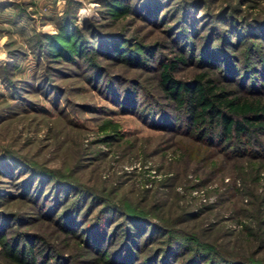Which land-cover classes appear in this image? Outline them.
<instances>
[{
	"label": "rangeland",
	"instance_id": "obj_1",
	"mask_svg": "<svg viewBox=\"0 0 264 264\" xmlns=\"http://www.w3.org/2000/svg\"><path fill=\"white\" fill-rule=\"evenodd\" d=\"M107 1L0 0V212L16 216L14 223L7 220L6 235L38 233L56 251L67 254V264H107L100 255L86 251L81 238L43 220L36 204L16 197L32 177L27 197L37 190L51 200L58 181L66 191L60 209L84 189L116 208L127 204L151 219L171 222L173 228L212 245L224 261L248 264L253 258L264 264V158H225L215 148L149 126L141 116L120 108L116 97L126 94L124 81H137L155 91L153 72L95 55L96 64L121 88L113 97L104 78L95 80L83 59L74 66L63 59L52 61L38 50L41 35L55 34L62 17L79 27L88 41H95L89 27L98 34H117L143 44L165 38L167 23L155 21L150 13L155 23L131 11L109 14ZM180 3H190L188 10L209 23L223 14L255 22L254 29L264 31V0H163L158 12L173 17V8ZM253 40L264 54V40ZM194 42L197 46L198 40ZM244 47L242 42L235 50L237 66L242 65ZM158 51L163 57L174 52ZM157 53L147 61V69L155 67ZM190 63L180 66L174 76L190 78L198 71ZM236 85L234 78L230 87ZM135 95L140 104V89ZM258 139L264 145V136ZM6 193L12 195L3 197ZM94 205L86 214L88 220L95 215ZM189 211L193 213L181 214ZM257 234L261 245L256 243ZM177 244L191 250L185 241ZM0 264L10 263L0 255Z\"/></svg>",
	"mask_w": 264,
	"mask_h": 264
},
{
	"label": "trees",
	"instance_id": "obj_2",
	"mask_svg": "<svg viewBox=\"0 0 264 264\" xmlns=\"http://www.w3.org/2000/svg\"><path fill=\"white\" fill-rule=\"evenodd\" d=\"M162 2L108 0L105 7L109 14L131 11L141 13L151 23H167L164 39L143 44L134 38H122L117 34H98L93 31V27H89L88 34L95 41H88L79 27L62 17L57 23L55 34L41 35L43 44L39 47L42 49L38 50H42L52 61L63 59L74 66L79 64L78 58L83 59L95 80L104 78V87L109 89L108 94L113 97L121 92V88L96 64L95 55L153 72L155 91L138 85L137 81H130L129 84L124 81L127 84L126 94L116 97L117 105L141 116L142 121L149 126L183 134L199 144L215 148L225 158H264V145L258 139L264 136V54L258 45L253 46V38L264 40V31L258 33L254 29L255 22L245 23L223 14L215 15L209 23L188 10L190 3L178 4L173 8L175 15L172 17L170 14L171 17L167 19V11L158 12ZM148 13L155 16V21H151ZM177 14L178 17L171 24V18ZM108 36L109 40L103 38ZM194 39L198 40L197 46ZM242 42L245 47L241 51L243 61L239 67L235 63L239 60L235 50ZM159 49L174 52L163 57ZM155 53V67L147 69L150 65L147 61ZM190 62L197 66L196 73L188 79L174 76L180 66H191ZM234 78L237 85L230 87ZM138 89L142 96L140 104L135 95ZM260 168L258 173L263 166ZM31 179L28 178V182L16 192V197H26L36 204L43 220L51 221L64 233L81 238L84 249L100 255L103 261L107 260V264H246L239 260L224 261L212 245L173 228L169 221L151 219L143 210L127 204L116 208L114 204L84 189H80V197L69 203L64 202L66 207L60 209L66 191L61 189L64 187L58 181L54 190L57 193L51 200H47L37 190L27 197V184ZM8 195L12 194L6 193L3 197H10ZM85 200H89L88 203ZM94 203L93 208L98 206L97 210L88 220L86 214ZM58 208L61 211L56 215ZM15 217L8 212H0V255L3 258L10 264H67V254L56 251L38 233L19 231L6 235L5 224H8L7 220L14 223ZM257 223L259 227V221ZM78 233L84 236L80 237ZM181 240L189 243L191 250L183 244H177ZM255 240L261 245L259 234ZM152 241L155 244L153 246ZM248 261V264H261L253 258Z\"/></svg>",
	"mask_w": 264,
	"mask_h": 264
},
{
	"label": "bare ground",
	"instance_id": "obj_3",
	"mask_svg": "<svg viewBox=\"0 0 264 264\" xmlns=\"http://www.w3.org/2000/svg\"><path fill=\"white\" fill-rule=\"evenodd\" d=\"M86 15V14H85Z\"/></svg>",
	"mask_w": 264,
	"mask_h": 264
}]
</instances>
